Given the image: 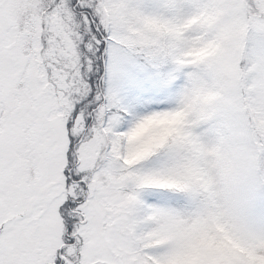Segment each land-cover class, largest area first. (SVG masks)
I'll use <instances>...</instances> for the list:
<instances>
[{
	"label": "snow or ice",
	"instance_id": "obj_1",
	"mask_svg": "<svg viewBox=\"0 0 264 264\" xmlns=\"http://www.w3.org/2000/svg\"><path fill=\"white\" fill-rule=\"evenodd\" d=\"M0 264H264V0H0Z\"/></svg>",
	"mask_w": 264,
	"mask_h": 264
}]
</instances>
